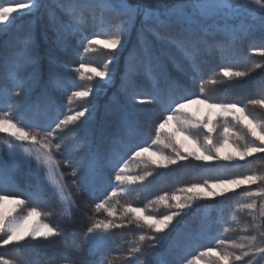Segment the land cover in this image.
<instances>
[{
  "label": "snow or ice",
  "instance_id": "snow-or-ice-1",
  "mask_svg": "<svg viewBox=\"0 0 264 264\" xmlns=\"http://www.w3.org/2000/svg\"><path fill=\"white\" fill-rule=\"evenodd\" d=\"M56 5L68 17L67 21H61L55 16H50L57 44L63 46L69 36L82 34V27L88 19L85 16L87 10L92 13V19L96 21L97 31L83 44L81 58L104 52L108 59L104 61L102 67L91 63H79L74 71L79 73L80 80H86L88 83L72 91L67 97L69 107L67 114H63L62 118L59 108L48 100L44 110L53 113L50 124H54V127L43 134L30 130L36 127L35 124L21 126L25 114L31 112L35 118L40 113L39 105L26 108L19 121L14 115L12 104L7 105L6 111L0 109V133H6L16 141L31 143V149L24 148V163L38 179L35 191L22 193L28 199H21L20 195L0 194V247L19 246L22 242L29 241L47 242L59 238L61 254L59 258L52 257L49 264H76L77 254L85 247L88 248L90 256L99 254L101 257L99 264H104V254L110 251L109 238L112 230L135 225L137 228L151 230L152 234L143 232L139 234L133 242L134 246L122 256L123 264H134L140 255L151 257L158 255V249L167 243L170 225L194 202L217 197L227 199L228 193H235L242 186L264 185V172L254 169L250 170L249 174L192 183L179 189L182 195L173 193L169 196L165 193L150 202L174 209L164 216L147 215L145 213L148 206L133 207L130 201L123 204L119 211L114 204H111V201L116 200L118 196L133 191L132 185L143 184L152 175L151 172H144L138 176L125 174L128 161L120 163L123 159L121 149L130 150L135 147L129 160L137 159L145 167L155 166L165 169L177 165L179 161H186L189 157L205 162L222 160L228 162L225 166L244 167L248 164L247 158L257 153H264V119L257 118L248 111L249 106L264 110V94L260 98L249 99L244 104L239 100L215 103L212 102L215 97L208 96L206 88L209 84L227 87L240 83L257 69L264 68V62L240 66L241 63H247V58L241 55L237 43L247 37L257 25L251 23L237 27L230 24V20L244 9L249 14V18L254 22L258 21L259 29L264 31V0H248L246 4L241 3V0H174L172 4L163 7H153L142 2L130 3L129 0H56ZM42 7H46L44 0H26L25 3L9 0L6 6H0V33L8 30L17 15L21 13L34 15ZM95 9L100 10L99 17L95 15ZM137 19L140 20L141 25L139 35L142 55L136 57L135 52L131 54L136 58L137 65L135 67L129 65V77L122 83L125 91H128L127 86L131 85L130 95L134 103L140 105L159 103L168 113L155 125V137L151 144L163 145L171 149L174 155H166L163 151L150 152V146L139 147L125 143L122 138L113 140L106 157H101L97 152L79 156L77 146L73 150L77 154L76 158L63 160V164L72 169L70 173L74 178L71 181L72 185L76 186L79 181L93 199L97 198L99 186L107 184L112 187V191L107 192L103 199H99L92 206L94 214L102 211L107 214V218L98 219L95 215L91 216L90 226L80 238L77 233L65 232L61 227L62 224L72 220V212L77 205L72 194L68 192L60 167L61 162L54 159V154L61 152L65 147V140L72 139L63 134L79 127L92 112V106L87 104V101L98 91L94 81L97 78L105 83L112 80L111 65L115 62V52L124 47L125 40L135 28ZM145 32L162 42L159 50L147 40ZM217 34H222L224 39H210ZM213 48L219 52L220 61L224 66L219 67V71L214 72L208 80H204L201 53ZM172 49H175V52L187 62L190 69V74L186 73L188 81L194 85L199 79V94L194 99H188L192 94L189 92V84H181L167 74L166 60L173 65L178 64ZM252 52L264 57V41L260 47H253ZM34 62L32 37L30 32H26L21 37L17 50L5 61V77L16 88L13 95L19 96L26 89L27 81L20 73L24 67ZM139 67L144 69L143 74L151 83V93L136 91L131 74ZM161 80L165 85L163 89L160 87ZM51 82L59 90H63L67 84L59 77L53 78ZM4 91L6 90H0V92ZM140 96L143 98L138 99ZM201 96L203 98H200ZM77 101L85 102L87 106L79 111H73L70 106ZM193 103L206 106L207 112L202 118H196L185 112L188 105ZM228 117H231V123ZM170 121L174 122V128L165 133L163 130ZM123 125L129 137L136 134L135 121L126 118ZM234 128L238 130H233ZM214 133L218 134V137L214 136ZM178 134L180 138H177ZM183 141H188L192 147H186ZM8 147L11 149L14 146L9 144ZM226 148L231 151H225ZM33 158L36 164L34 169H32ZM239 161H243L244 164H239ZM18 163L14 161V166H18ZM105 168L115 170V183L111 179L105 180ZM41 173H43V181L39 180ZM45 187L52 192L59 205L61 219L56 223L46 222L52 213L42 211L46 205L41 201L40 191ZM79 190L77 187V192ZM241 197L248 202L237 203L234 211L247 212L251 216V223L246 224L239 231L251 235H244L239 241L217 240V247L205 248L199 253V257L193 256L186 261V264H193L194 261L199 264V260L204 257L209 258L206 264H264V187L243 191ZM29 203L33 206L26 207ZM237 230L224 229L226 232ZM155 234L161 235L157 238ZM146 241H152L148 245L151 251L147 254L143 249ZM0 264H15V262L0 256ZM140 264H148V262L144 260Z\"/></svg>",
  "mask_w": 264,
  "mask_h": 264
},
{
  "label": "trees",
  "instance_id": "trees-1",
  "mask_svg": "<svg viewBox=\"0 0 264 264\" xmlns=\"http://www.w3.org/2000/svg\"><path fill=\"white\" fill-rule=\"evenodd\" d=\"M129 2H142L153 7H163L164 5L172 4L174 0H129ZM44 4L46 7H42L34 15L21 14L16 16L8 30L0 33V90L8 92H0V99L3 95H8L6 104L0 102V109L6 111L7 105L12 104L14 115L17 121H19L21 114L24 113L26 108L39 105L40 113L35 118H33L31 112L25 114L24 123L21 126L35 124L36 127H32L30 130L38 131L40 134L44 133L45 128L49 131L51 127H54V124L46 122V117L53 116L52 112L44 110L48 100L54 102L59 108L62 118L63 114H67L69 107L67 97L72 91L88 83L86 80H80L79 73L74 71L79 63H91L102 67L104 61L108 59V56L104 52L85 55L83 59L81 58L80 54L83 52V44L86 43V39H90L97 31L96 21L92 19L90 11H85V16L88 19L87 23L82 27V34L69 36L64 45L61 46L56 42V33L50 23V16H55L61 21H67L68 17L61 8L57 7L56 0H44ZM98 11L99 9H95L97 17L100 14ZM251 22L257 25L256 28L247 37L237 43L241 55L247 58V63H241V67L250 66L252 63L264 62V57L252 52L253 47H260L262 41H264V31L259 29L258 21L254 22L251 20ZM140 27V20L137 19L136 26L130 31L125 40L124 47L115 52V62L111 65L113 69L112 80L105 83L99 81V78H97L94 81L98 91L96 94L90 96L87 101V104L92 106V112L88 114V118L79 127L63 134L65 137H72V139L65 140V147L61 152L54 154V159L61 162L60 167L64 174L65 183L68 186V192L72 194V198L77 205L73 209L72 220L62 224L61 227L65 232L77 233L80 238L83 237L90 226L91 216L95 215L98 219L107 218V214L102 211L94 214L92 206L99 199H103L107 192L112 191V187L107 184L99 186L100 191L96 194L97 198L93 199L92 195L85 190L82 183L78 181L76 186L72 185L71 181L74 179L70 175L72 169L65 166L63 160L70 157L76 158L77 154L73 150L77 146L79 147V156H86L90 152H97L101 157H106L115 138H122L125 143L139 147L150 146V150H160L159 146L152 145L151 141L155 137V125L163 120L168 113L163 110L159 103L144 105L134 103L130 95L132 91L131 85H128V91H125L124 84L122 83L123 81H127L129 77V65L134 67L137 65L136 58L131 54L135 52L136 57L142 55L140 50ZM26 32H30L32 37V51L35 62L28 64L21 70L20 74L26 79L27 87L21 95L16 96L13 95L16 92V88L5 77V61L17 50L20 39ZM144 35L147 40L152 42L154 48L159 50L162 47V42L150 33L145 32ZM171 51L176 56L178 64L173 65V63L166 60L167 74L170 78L181 84H189V92L192 94L188 96V99H194L199 94V79L195 81L194 85L191 84L186 75V73L190 74L187 62L175 52V49ZM210 53V56L209 54L205 55L201 53L200 57L204 80H208L214 72L219 71V67L224 66L220 61L217 50L211 49ZM143 73L144 69L139 67L135 73L131 74V79L135 83L136 91L151 93V83ZM55 77H59L62 81L67 82L63 90L57 89L51 82ZM160 87L162 89L165 87L163 80H161ZM206 88L207 95L215 97L212 102L228 103L239 100L244 104L249 99L260 98L264 94V68L257 69L240 83L227 87L209 84ZM139 98H143V96ZM200 98H203V96ZM85 106H87L85 102L77 101L70 107L73 111H79ZM248 111L255 114L257 118L264 119V110L249 106ZM126 118L135 121L137 125L136 134L131 137L127 135L123 125V121ZM43 122L48 123V125L42 124ZM4 142L11 145L19 143L24 148H29L30 146L27 141V143L16 141L6 133H0V151L2 154H5L9 148L3 145ZM132 151H135V147H132L130 150L121 149L123 159L120 160V163H124L125 160L128 161L125 174L138 176L144 174V172H151L152 175L143 184L132 185L131 188L134 190L130 191L127 195L118 196L116 200L111 201V204H114L118 211L123 204L130 201L133 207L143 208L148 206L145 213L147 215H167L174 209L162 204H150L157 196L165 193L169 196L173 193L182 195L179 189L192 183H203L204 180L211 181L214 179L231 178L235 175L249 174L250 170L253 169L258 172H264V153H257L253 157L247 158L248 164L244 165V167L225 166L228 164L225 161L205 162L189 157L188 160L179 161L177 165H171L165 169L156 168L155 166L145 167L138 160H129ZM238 163L244 164L243 161H239ZM114 176V169H104L106 181L111 179L115 183ZM12 179L13 184L11 186L8 183L0 184V189H2L0 194L20 195L21 199H28L22 193L35 191L33 188L35 178L28 177L21 166L15 169ZM77 187L80 189L79 192H77ZM257 187H264V185L242 186L235 193H228L227 199L217 197L194 202L183 214L176 217V221L170 225L171 230L167 236V243L158 249V255L155 257L140 255L134 264H140L144 260H147L148 264H159L161 261L167 264H186V261L193 256L199 257V253L205 248L217 247V240L239 241L240 238H237L240 232L239 229L251 223V216L247 212L243 216L239 214L242 212L234 211L235 205L246 201L241 197L243 191L255 190ZM26 207H29V204ZM220 221L224 222L221 223ZM49 222L55 223L56 217H51ZM225 228H236L238 230L226 232L224 231ZM142 232L152 234L151 230L137 228L135 225L123 229H113L109 238L110 251L104 254V264H109V262L111 264H123L122 256L129 248L134 246L133 242ZM184 232L192 237L193 241H195L194 244L187 249L180 247L178 250L172 252L171 246L174 245L176 240H182L180 237ZM155 235L159 238L161 234ZM151 243L152 241L144 243L143 249L145 254L151 251L148 247ZM61 251L59 238H54L47 242L38 241L34 243H22L19 246L9 245L0 247V256L13 260L16 264H49V260L52 257L59 258ZM100 259L99 254L90 256L88 248L85 247L82 252L77 254L76 264H93V262L94 264H99ZM201 259L207 261L209 258L204 257ZM193 264H197V262L194 261Z\"/></svg>",
  "mask_w": 264,
  "mask_h": 264
},
{
  "label": "rangeland",
  "instance_id": "rangeland-1",
  "mask_svg": "<svg viewBox=\"0 0 264 264\" xmlns=\"http://www.w3.org/2000/svg\"><path fill=\"white\" fill-rule=\"evenodd\" d=\"M3 1V2H2ZM0 2H2L0 4V6H6L7 3H9V0H0ZM16 3H25L26 0H15ZM241 3H248V0H241ZM100 13V10L98 11ZM23 14V13H21ZM19 14V15H21ZM18 16V15H17ZM251 19L249 18V14L247 13L246 10L241 9V11L230 20V24L234 25V26H239L241 24H251ZM210 39H214V40H222L224 39L222 34H217L214 38H210ZM212 50H216L215 48H213ZM202 53L209 54V56L211 55L210 50H205ZM204 55V56H205ZM6 92V91H4ZM8 93V92H6ZM8 95H3L0 99V102H3V104L7 103V98ZM215 111V110H213ZM185 112L189 115H194L196 118H202L205 113L207 112V108L205 105L203 104H190L188 105L187 109L185 110ZM52 117V116H51ZM51 117H46V122H50ZM229 122L231 123V117H228ZM42 124L44 125H48V123L43 122ZM45 128V127H44ZM174 128V122L170 121L166 126L165 129L163 130L165 133L173 130ZM233 130H238V129H233ZM48 131V129H44V132ZM214 136L218 137V134L214 133ZM177 138L179 137V134L177 136ZM182 139V138H181ZM15 140V139H14ZM27 143V142H26ZM184 145L188 148H191V144L188 141H183ZM30 146L29 149L32 148L31 143L29 142ZM3 145L8 146L9 144H7L6 142L3 143ZM13 148H8L6 150L5 154H2L0 151V184L1 183H8L10 186L13 184V179H12V174L13 172H15V169L17 167L23 168L26 172V175L28 177H34L35 178V184L33 185V188L36 190V185L38 183V179L37 177L33 174V172L29 169V167L24 163V159H25V153H24V147H22L19 143H16L15 145H13ZM159 146V151H163L166 155H174V153L171 151V149H168L166 147H164L163 145H158ZM154 151V150H150ZM225 151H231V149L226 148ZM147 155V154H145ZM137 160V159H135ZM14 161H18V166H14ZM222 161V160H221ZM33 169L36 167L35 164V160L33 158ZM24 173V172H23ZM25 174V173H24ZM43 173H41L39 180L43 181ZM29 181V179H28ZM1 186V185H0ZM11 188V187H9ZM1 192V191H0ZM3 194V193H2ZM40 197H41V201L45 203V201H47V203H45V207L42 208V211H47V212H51L52 215L50 217L47 218L46 222H49V220H51V217L55 216L56 217V222L59 221L61 219V217L59 218V205L57 204L56 199L53 197L52 192L45 187L44 189H42L40 191ZM248 202L247 200L244 201L243 203ZM242 203V202H239ZM33 206L31 203H29V207ZM22 214V213H21ZM243 216L246 215L245 212L239 213ZM164 216V215H163ZM176 220H174L173 222H175ZM55 222V223H56ZM50 223V222H49ZM204 228V226H203ZM197 230V229H196ZM244 235H251V233H244L242 231H240L238 233L237 238H241ZM182 238L181 241L176 240L174 245L171 246V250L172 252L178 250V248H182V249H187L190 246H192L194 244L195 241H193L192 237L188 235V233L184 232L181 234L180 239ZM205 241V240H204ZM34 242H38V241H29L27 243H34ZM23 243V242H22ZM200 264H206V261H203L202 259L199 260ZM16 264V263H15ZM159 264H167L164 263L163 261H161Z\"/></svg>",
  "mask_w": 264,
  "mask_h": 264
}]
</instances>
